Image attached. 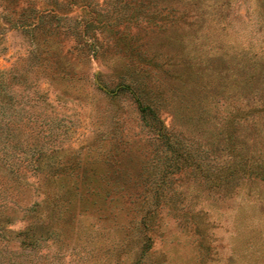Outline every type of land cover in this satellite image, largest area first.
<instances>
[{
	"label": "rangeland",
	"instance_id": "rangeland-1",
	"mask_svg": "<svg viewBox=\"0 0 264 264\" xmlns=\"http://www.w3.org/2000/svg\"><path fill=\"white\" fill-rule=\"evenodd\" d=\"M0 104V264H264V0H0Z\"/></svg>",
	"mask_w": 264,
	"mask_h": 264
},
{
	"label": "trees",
	"instance_id": "trees-1",
	"mask_svg": "<svg viewBox=\"0 0 264 264\" xmlns=\"http://www.w3.org/2000/svg\"><path fill=\"white\" fill-rule=\"evenodd\" d=\"M5 108L4 105L0 104V112H2V110ZM138 108L139 111L141 113V116L145 119L150 118L153 123L157 124L159 121V118L156 114V112L153 110V108L149 105H144L141 101L138 102ZM154 124V125H155ZM8 127L7 129H10V124H6V122H3V120L0 118V166H3V168H5L4 170V177H6V183L8 181L13 180V181H17L19 179V169L17 168L18 165H16L17 161L23 160L20 158L19 152L18 151H23L21 153L24 152H31L28 153L29 157H30V164H32V166H36L35 162H38L42 156L40 155V153L42 152L41 147H43L44 144H36V138L37 135H35L36 133L40 132L39 130H37L38 132H34L32 129L29 128V132H25L27 134L26 135H30L29 137L31 138V146L26 147L25 149H23L22 145H23V141H25L23 138H21L22 140H20L19 138H16L14 136H10L8 135L5 130V127ZM156 128V126H154ZM157 129V128H156ZM34 134V135H31ZM46 135V134H44ZM28 137H26L27 139ZM10 139L14 140L15 143L13 144H9ZM35 141V142H34ZM27 157V155H26ZM9 187H11V184L8 185ZM17 185L14 184V186H12V188H16ZM4 190V189H3ZM1 189H0V193H1ZM0 196H3L2 194H0ZM9 199V200H8ZM14 200L13 198H10L9 196H7V199L3 202L0 203V216H1V210L5 209V208H10V204L12 203ZM16 203V202H15ZM2 208V209H1ZM32 209L31 207H27V210ZM10 217L7 214L6 216H4L2 218V220L8 222ZM16 236L21 237V243H25L28 242L29 245L35 246V243L37 242V240H35L34 242H32L31 240H25L27 237L31 238V231H30V227L29 228H25L24 230L18 231L16 232ZM1 250V249H0Z\"/></svg>",
	"mask_w": 264,
	"mask_h": 264
}]
</instances>
